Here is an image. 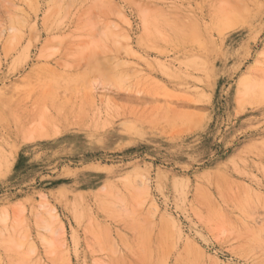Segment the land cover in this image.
I'll use <instances>...</instances> for the list:
<instances>
[{
    "label": "rangeland",
    "instance_id": "374dc122",
    "mask_svg": "<svg viewBox=\"0 0 264 264\" xmlns=\"http://www.w3.org/2000/svg\"><path fill=\"white\" fill-rule=\"evenodd\" d=\"M264 0H0V264H264Z\"/></svg>",
    "mask_w": 264,
    "mask_h": 264
},
{
    "label": "bare ground",
    "instance_id": "6f19581e",
    "mask_svg": "<svg viewBox=\"0 0 264 264\" xmlns=\"http://www.w3.org/2000/svg\"><path fill=\"white\" fill-rule=\"evenodd\" d=\"M263 87H264V85H263Z\"/></svg>",
    "mask_w": 264,
    "mask_h": 264
}]
</instances>
